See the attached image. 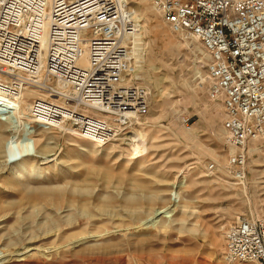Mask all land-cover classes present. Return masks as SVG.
Masks as SVG:
<instances>
[{
	"label": "rangeland",
	"instance_id": "1",
	"mask_svg": "<svg viewBox=\"0 0 264 264\" xmlns=\"http://www.w3.org/2000/svg\"><path fill=\"white\" fill-rule=\"evenodd\" d=\"M124 3L149 108L106 144L68 127L24 131L36 89L23 118L0 114V264H227L231 224L264 218V151L250 154L246 183L224 170V107L209 97L202 43L152 0Z\"/></svg>",
	"mask_w": 264,
	"mask_h": 264
},
{
	"label": "built area",
	"instance_id": "2",
	"mask_svg": "<svg viewBox=\"0 0 264 264\" xmlns=\"http://www.w3.org/2000/svg\"><path fill=\"white\" fill-rule=\"evenodd\" d=\"M152 4L174 31L195 37L208 53L209 97L223 103V131L233 148L224 170L242 182L249 146L256 141L264 150V0ZM120 5L117 0H0V93L25 100L29 89H36L27 114L36 129L68 127L78 137L106 144L148 110V92L136 81L138 67L129 49V11ZM83 57L87 65L80 63ZM40 75L42 81L33 80ZM6 104L0 100V108ZM223 254L227 264H264V218L239 217L232 223Z\"/></svg>",
	"mask_w": 264,
	"mask_h": 264
},
{
	"label": "bare ground",
	"instance_id": "3",
	"mask_svg": "<svg viewBox=\"0 0 264 264\" xmlns=\"http://www.w3.org/2000/svg\"><path fill=\"white\" fill-rule=\"evenodd\" d=\"M120 4H121V0H117ZM121 6V5H120ZM128 18H129V21H130V19H131V17H132V14H129L128 16H127ZM192 38H195V37H192ZM196 39V38H195ZM138 50H140V49H134L133 50V54H135V63H136V65L138 64L139 66L141 65V63L143 62V61H145V57H144V60L142 61L141 59H139L138 58V56H136V52L138 51ZM138 54V53H137ZM80 63L82 64V65H87V63H88V61H87V59H86V57H83L82 59H81V61H80ZM44 79V77H43V75H40V76H38V77H36V78H34L33 80L34 81H37V82H39V81H42ZM58 86H59V88H64L65 89V87L62 85V83H58ZM37 91V90H36ZM65 91H66V95H71V92L69 93V91L68 90H66L65 89ZM0 99H2V100H6V101H9V104H10V106L8 105V104H6V105H8V106H3V107H1V109H3L4 111L5 110H9L10 112H8V116L10 117V116H12V115H15L14 113H16L17 114V116L18 115H20L21 114V103H22V101L24 100V99H22V97H20V99L19 100H12V99H10L9 98V96L6 94V93H0ZM29 107H30V103L28 104V106H27V110L25 111L26 112V119H24L23 121L25 122V123H23V121L22 120H20L21 122H22V124H23V130L24 131H28L29 133H32V132H34V127H36L35 125H32V119H31V117H28V113H29ZM9 108H11V110L9 109ZM12 108H14V109H12ZM2 110V111H3ZM16 110V111H15ZM92 112L94 113V114H99L97 111H95V110H92ZM11 113V114H10ZM0 114H4V115H6L4 112H1ZM7 116V115H6ZM17 116L15 115L14 117H15V120L17 121ZM20 117L21 118H23L22 117V115H20ZM5 118V117H4ZM137 118H139V117H136V118H134V119H137ZM29 124V125H28ZM33 134V133H32ZM31 134V135H32ZM21 136V135H20ZM22 137H20V140H19V137H18V139H15L16 141V143H17V145H19V146H21V147H24L23 146V140L21 139ZM87 140V139H86ZM253 146L251 145V146H249V152H250V154H254V152H263L264 150L262 149V148H260V147H258V146H256V141H253ZM231 151H233V148H231L230 149ZM255 161H257V160H255ZM259 161V160H258ZM246 177L242 180V182L243 181H245V183H246ZM238 183L239 182H241V181H237ZM241 182V183H242ZM155 212V211H154Z\"/></svg>",
	"mask_w": 264,
	"mask_h": 264
}]
</instances>
